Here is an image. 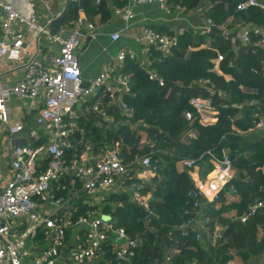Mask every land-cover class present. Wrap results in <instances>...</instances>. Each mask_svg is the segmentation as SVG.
Here are the masks:
<instances>
[{"label": "trees", "instance_id": "1", "mask_svg": "<svg viewBox=\"0 0 264 264\" xmlns=\"http://www.w3.org/2000/svg\"><path fill=\"white\" fill-rule=\"evenodd\" d=\"M243 1L167 0L171 11L200 10L213 25L208 35L186 29L178 35L170 55L154 45L146 47L148 68L163 78V86L149 78L138 59L127 56L122 63H112L115 73L121 72L129 79L122 98L134 110L132 122L143 121L137 129L130 128L118 104L106 106L108 94L103 96L100 106L104 111L93 109L94 99L83 107L78 125L68 138L70 147L65 151L68 163L80 159L87 146L100 155L105 146L118 142L120 155L129 169L123 184L136 185L145 196H151L148 212L125 191L105 194L102 205L93 203L74 173L52 183L51 195L64 202L55 215L59 221L70 215L75 224L80 216L108 215L116 228L123 227L128 237L138 242L119 257L120 243L115 242V234L109 231L97 257L86 264H264V208L246 221L240 219L253 202L264 200V134L255 140L241 133L249 132L257 121L264 120V44L255 45L260 37L254 34L249 43H242L234 39L233 32L228 34L222 27L227 25L229 29L237 23L264 27V0L238 10L237 5ZM127 4L128 0L68 2L64 16L54 25L73 23L79 10L93 23L97 15L104 22L112 15L111 7L123 8ZM146 27L172 33L161 27ZM208 41L211 48L201 47ZM191 48L194 50L190 51ZM218 52L223 55L221 75L209 71ZM193 96L212 99L218 110L215 123L204 125L198 121L189 103ZM186 111L192 112L194 118H186ZM104 114H111L114 123H108ZM43 141L46 139L35 144ZM208 152L219 158L228 154L234 178L217 200L207 202L200 198L202 206L196 209V198L192 196L195 183L184 162L195 161L206 175L212 169ZM137 156L150 158L153 172L148 180L135 176L139 167ZM48 161H41L39 169H46ZM33 198L38 204L44 203L39 195ZM193 214L210 217L212 225L218 222L223 226L216 243L199 241L195 230L185 234L178 228ZM75 227L66 229L69 244ZM81 232L86 231L83 228ZM48 236V229L39 227L35 240L42 243Z\"/></svg>", "mask_w": 264, "mask_h": 264}, {"label": "built area", "instance_id": "2", "mask_svg": "<svg viewBox=\"0 0 264 264\" xmlns=\"http://www.w3.org/2000/svg\"><path fill=\"white\" fill-rule=\"evenodd\" d=\"M27 1L28 9L23 11L10 0H0V7L4 13L0 21V60L8 58L24 67V75L14 84L10 85L7 81L0 80V123L5 125L9 137V143L3 142L0 137V162L4 158H9L11 167L10 177L0 189V264H86L97 257L100 244L107 238L109 231L115 234V242L120 243L118 256L122 257L127 253V249L138 243L137 240L130 239L123 227L116 228L111 219L103 220L101 214L91 217L80 216L75 224L71 221L70 215L59 221L55 215L59 214L64 202L61 198L54 199L50 190L54 181L69 173H74L82 181L83 189L90 195L108 188L117 179L123 181L129 169L120 155L118 142L105 146L100 155H91L94 157L93 162H86L84 157L87 153H93L91 146H87L81 158L71 164L65 159V151L70 147L68 138L77 127V119L83 113L85 104L94 99L93 109L100 110L105 94H108L106 106L118 104L130 128L137 129L143 124V121L132 122L134 110L122 98V92L129 86V79L121 72L115 73L111 63L96 78L84 81L78 58L81 32L86 28L89 37L95 38L98 34L96 25L86 19L83 10H79L78 17L73 23L62 22L56 30H52L39 23L32 3L30 0ZM41 1L49 7V0ZM146 4H157L163 10L171 11L167 0H128L125 7H115L114 12L132 23L136 18V7ZM258 4L256 0H245L237 5V9L242 10ZM62 14L59 17L63 16ZM212 25V20L206 18V24L203 26L191 24L181 26L172 30L171 34L145 27L140 42L154 45L165 55H170L178 42V35L184 33L186 29L190 28L200 35H208ZM226 26L222 27L228 34L233 32L235 40L249 43L251 34H254L260 37L255 45L264 44V27L253 23H237L229 30ZM27 32L32 34L35 42L45 39L49 43H55L57 51L43 62L39 46L32 51V45L26 42ZM119 35V32L114 33L112 38L117 40ZM127 56L135 58L136 54L132 50L123 49L115 62L122 63ZM222 60L223 55L218 52L209 71L221 75ZM144 68L147 69L151 80H156L160 86L164 85L163 78L154 70L148 66ZM41 95L44 96V105L40 109V117L49 138L37 145L13 142L12 138L24 130V123L21 121L10 123L11 97L30 100L33 103ZM189 103L194 107L201 124L209 125L217 121L218 110L211 98L193 96ZM185 116L188 119L194 118L190 111H186ZM105 118L114 122L113 116L109 114H106ZM253 129L264 130V120L257 121L250 131ZM32 134L35 135L34 132ZM208 153L212 169L204 178H193L196 188L192 191V196L196 198L194 203L196 209L202 206L200 198L207 202L217 200L234 178V167L228 154L219 158ZM48 159L46 169H39L41 161ZM135 161L139 165L135 176L145 180L151 178L153 171L150 158L137 156ZM184 165L192 174L197 164L193 160H186ZM34 195H39L44 203H50L53 210L40 211ZM132 198L151 212V196L141 193L140 187L135 186ZM263 208L264 200L255 201L240 219L246 221L257 210ZM211 221L210 217L204 218L193 214L181 222L178 228L185 234L189 230H195L197 240L216 243L222 236L223 226L218 222L212 225ZM75 226L85 229L86 232L82 234L84 241L69 245L66 242V229ZM39 227L50 230L49 236L42 250L33 255L29 251V245H35L34 240ZM65 251L67 254L64 256Z\"/></svg>", "mask_w": 264, "mask_h": 264}, {"label": "crops", "instance_id": "3", "mask_svg": "<svg viewBox=\"0 0 264 264\" xmlns=\"http://www.w3.org/2000/svg\"><path fill=\"white\" fill-rule=\"evenodd\" d=\"M19 9L26 11L28 9L27 0H10ZM49 7L46 6L41 0H30L32 7L38 17L40 24L56 30L58 26L55 27V23L64 16L66 11L68 1L67 0H49ZM208 2V1H207ZM115 7H111L112 15L111 17L101 22L100 15H97L94 19L95 25L97 27V36L91 38L88 35L87 29H83L81 32V47L78 51V58L80 62L81 74L84 81L96 78L103 69L113 62H115L118 54L123 49L132 50L136 56L135 59L141 62L143 66H148L150 62L149 53L147 51V46L151 45L146 42H140L143 35V29L146 26L161 27L167 30H175L181 26H203L206 24L205 14L198 11H190L183 13L178 10L165 11L157 4H146L139 5L136 7V18L132 23L127 22L121 15L114 12ZM63 13V14H62ZM63 15L59 17V15ZM3 10L0 7V21L3 19ZM85 15V13H84ZM86 17V15H85ZM87 19V18H86ZM88 20V19H87ZM90 21V20H88ZM92 22V21H91ZM119 32V38L114 40L112 35ZM26 42L31 46V50L34 51L39 46L40 58L43 62H46L49 56L55 53L58 49L55 43H49L45 39L35 42L31 33H26ZM211 45L208 42H204L201 47H208ZM155 47V46H154ZM145 50V51H144ZM194 49L191 48L190 51ZM29 52L30 49L28 50ZM26 53V55L29 54ZM24 75V67L14 61L7 59L0 60V80L7 81L10 85L14 84L19 78ZM227 79L230 78L229 75L225 74ZM44 105V96L41 95L35 102L30 100H22L17 97L12 96L10 99V123L13 121H21L24 123V130L19 133L12 141L15 143H22L26 145H34L36 141L41 139L49 138V134L46 131L45 125L40 117V109ZM111 115V114H110ZM112 116V115H111ZM241 113L237 117H240ZM106 121L110 124L108 119ZM5 125L0 123V137L3 142L9 143V137L5 130ZM35 133L33 135L32 133ZM242 134H248L250 139L260 138L264 133L259 130H251L249 132H241ZM91 155H96L95 153H87L84 155L86 162H93ZM92 157L91 160H88ZM88 160V161H87ZM11 174V167L9 164V158H4L0 162V189L1 186L7 181ZM204 168L200 167L198 164L192 171V178L201 177L204 178L206 175ZM136 186V185H135ZM135 186H128L123 184V181L117 179V181L105 189H100L91 195L92 202L102 205V198L105 194L111 192L120 193L128 192L131 196L133 194ZM51 192V190H50ZM40 211H50L53 207L50 203L39 204ZM44 228V227H43ZM19 227L17 228V230ZM83 227H75L70 233V244L74 245L77 242H83L82 237ZM50 231V230H48ZM35 245H29V251L33 255L38 254L40 250L44 247L45 242H40L34 240ZM67 254V253H66ZM32 255V256H33ZM65 256V253H64Z\"/></svg>", "mask_w": 264, "mask_h": 264}, {"label": "water", "instance_id": "4", "mask_svg": "<svg viewBox=\"0 0 264 264\" xmlns=\"http://www.w3.org/2000/svg\"><path fill=\"white\" fill-rule=\"evenodd\" d=\"M102 218H103V220H109V219H111L112 217L111 216H108V215H102ZM65 254L67 253L66 251L64 252Z\"/></svg>", "mask_w": 264, "mask_h": 264}]
</instances>
